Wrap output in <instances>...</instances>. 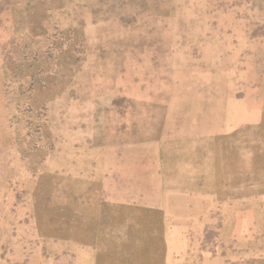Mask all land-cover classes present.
<instances>
[{"label": "rangeland", "instance_id": "1", "mask_svg": "<svg viewBox=\"0 0 264 264\" xmlns=\"http://www.w3.org/2000/svg\"><path fill=\"white\" fill-rule=\"evenodd\" d=\"M0 264H264V0H0Z\"/></svg>", "mask_w": 264, "mask_h": 264}]
</instances>
